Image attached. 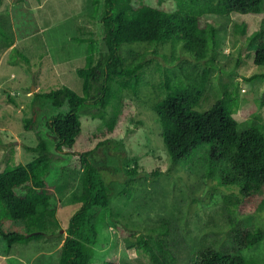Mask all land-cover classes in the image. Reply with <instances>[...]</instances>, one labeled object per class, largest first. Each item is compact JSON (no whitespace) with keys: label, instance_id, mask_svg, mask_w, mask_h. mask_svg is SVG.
<instances>
[{"label":"rangeland","instance_id":"1","mask_svg":"<svg viewBox=\"0 0 264 264\" xmlns=\"http://www.w3.org/2000/svg\"><path fill=\"white\" fill-rule=\"evenodd\" d=\"M143 1L169 11L176 8L174 0ZM102 4L103 0H1L0 171L32 159L35 153L26 145H35L38 134L48 136L39 111L33 112L36 91L68 86L84 95L76 69L85 65L89 42L96 61L104 52ZM201 22L211 23L217 32L216 44L205 58L196 59L182 44L175 52L170 43L125 44L120 52L128 63L141 56L147 59L138 90L111 82V99L103 110L91 103L101 94L102 79L93 83L87 95L91 104L80 113L82 134L74 148L98 146L91 154L93 163L113 192L110 208L98 218L90 264H102L113 256L123 264H151L137 249L136 239L141 233L158 234L164 226L175 257L170 264H195L206 247H235V251L237 243L231 235L239 228H264V204L258 212L240 218L227 212L224 194L237 187L219 177L223 166L216 158L210 163L209 145L199 144L188 157L173 162L160 132L153 105L166 92V74L171 84L188 82L208 62V83L197 109L209 108L227 91L237 100L234 113L239 128L255 124L264 129V77L250 78L264 70L253 60L252 39L264 26V2L260 13H207ZM58 110L49 109V115ZM32 112L35 122L27 128L25 118ZM110 122L113 129L105 134L110 141L99 144ZM48 178L55 192L56 232L8 246L1 231H25L24 223L0 221V264H56V250L77 206L72 196L81 189V171L55 169ZM241 252L251 264H264V239Z\"/></svg>","mask_w":264,"mask_h":264},{"label":"trees","instance_id":"2","mask_svg":"<svg viewBox=\"0 0 264 264\" xmlns=\"http://www.w3.org/2000/svg\"><path fill=\"white\" fill-rule=\"evenodd\" d=\"M174 1L176 8L169 11L143 0H103L104 52L96 61L94 45L89 42L85 65L76 69L77 75L82 78L84 95L77 94L68 86L34 93L33 112L39 111L48 136L38 134L35 145H26L29 151L35 153L32 159L7 165L0 171V221L19 220L24 223L25 229L2 230L8 246L14 242L40 239L50 230L56 232L55 192L48 176L55 169H78L81 171V189L72 196L77 206L68 219L66 236L56 250V264H90L93 245L98 237V218L103 209L110 208L113 192L109 181L93 163L91 154L98 146H86L80 150H75L74 146L82 134L80 113L87 104L92 103L103 110L111 99V82L133 91L138 90L142 82V70L147 59L141 56L128 63L120 52L122 45L147 43L157 46L170 43L175 52L177 45L182 44L200 60L209 54L217 40L216 28L209 22H201L204 15L260 13L264 2ZM252 39L255 41L253 60L264 66V26L252 34ZM210 65L208 62L202 72L196 73L197 76L188 82L180 80L171 84L172 78L166 74L163 83L166 92L153 108L171 161L188 157L199 144L209 145L210 163L216 158L223 166L219 169V177L237 187L224 194V202L228 204L226 210L240 218L258 212L264 204V129L255 124L239 128L234 113L237 100L227 91L209 108L197 109L208 83ZM257 76L264 77V70L253 73L250 78ZM100 79L103 80L101 94L90 103L87 95L93 83ZM261 99L264 102V95ZM49 109L58 111L49 115ZM33 112L25 118L27 128L35 122ZM112 127L113 122H110L101 132L104 137L98 141L99 144L110 141L105 134L111 132ZM224 170L227 175H223ZM128 172L135 173V170ZM157 232L139 234L135 245L149 257L151 264H170L175 257L165 240L167 227H161ZM231 238L237 243L235 251V247H206L195 264H251L241 251L263 240L264 228L259 225L239 228ZM102 264L123 263L113 256Z\"/></svg>","mask_w":264,"mask_h":264},{"label":"water","instance_id":"3","mask_svg":"<svg viewBox=\"0 0 264 264\" xmlns=\"http://www.w3.org/2000/svg\"><path fill=\"white\" fill-rule=\"evenodd\" d=\"M32 88L34 89V87L32 86Z\"/></svg>","mask_w":264,"mask_h":264}]
</instances>
